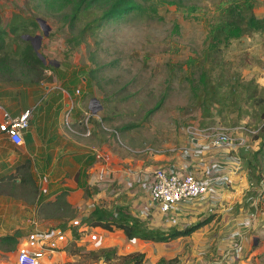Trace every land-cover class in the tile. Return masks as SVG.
Masks as SVG:
<instances>
[{
	"label": "rangeland",
	"instance_id": "374dc122",
	"mask_svg": "<svg viewBox=\"0 0 264 264\" xmlns=\"http://www.w3.org/2000/svg\"><path fill=\"white\" fill-rule=\"evenodd\" d=\"M243 1L133 0L140 11L111 21L94 34L87 32L79 43L80 30L103 12L106 1L92 6L71 25L69 9L53 14L39 0H0V29H7L12 14L45 22L47 30L28 26L26 32L42 37L38 53L55 69L44 71L41 80L31 83L37 75L17 65L19 55L12 54L21 52L18 36L23 30L0 43V56L8 55L13 67V74L0 73V106L10 116L18 113L19 106L31 109L29 130L47 125L51 131L60 129L56 144L30 141L26 147L8 143L0 133L6 145L0 151L10 158L8 166H14L0 177L16 179L1 184L3 201L8 200L1 203V212L7 206L17 216L26 215L27 220L18 223L23 236L35 228L47 232L51 240H57L59 251L77 254L68 264L96 263L104 249H115L116 256L142 253V264H209L220 255L221 240L251 211L252 225L245 230L239 227L245 243L234 264H264V183L258 179L264 175V144L255 138L264 122V32L231 41L216 62L203 59L210 29L225 21L229 5ZM252 13L264 19V0L253 1ZM204 74L209 84L217 85L216 94L209 97L204 95ZM59 88L73 90L76 98L66 96L63 117L57 121L59 110L53 112L47 104L56 92L61 93ZM91 99L98 101L101 110L91 116L86 137L79 121L89 112ZM156 105L158 109L148 114ZM70 106L73 111L66 122ZM188 126L224 129L233 139L242 140L243 146L231 154L237 172L215 208L195 203L190 206L192 212L183 214L190 215L187 219L152 214L147 210L144 180L154 170L180 161L188 144ZM45 152L50 153L48 158ZM89 152L95 154L96 162L86 177L76 156ZM17 161L30 163L32 184H21L26 176L14 174L12 163ZM251 166L257 168L250 172ZM76 177L83 189L75 185ZM95 208L126 212L146 228L161 231L183 229L207 217L212 221L190 237L153 244L128 241L118 231L83 227L82 215ZM13 259L3 262L15 263Z\"/></svg>",
	"mask_w": 264,
	"mask_h": 264
},
{
	"label": "trees",
	"instance_id": "16d2710c",
	"mask_svg": "<svg viewBox=\"0 0 264 264\" xmlns=\"http://www.w3.org/2000/svg\"><path fill=\"white\" fill-rule=\"evenodd\" d=\"M44 6L45 10L57 14L62 13L66 10H70L67 15L68 23L74 25L81 16L89 10L92 6L103 3L106 1V6L103 12L99 16L93 17L91 21L86 23L84 27L80 30L76 40L79 43L82 41L84 35L87 32L94 34L97 30L101 29L105 24L111 21L120 20L132 12L140 11L139 8L133 5V0H39ZM254 0H244L240 4H231L227 7V18L222 23L217 24L212 27L208 33L207 37V49L204 52L203 59L205 62H216L217 59L221 58L223 49L228 47L231 41L239 40L244 35L250 33H262L264 32V19H257L252 13ZM258 0H255V3ZM28 26L38 27L39 24L36 18H23L20 14H12L7 29H0V43H3L5 38L16 35L18 31H22V35H19V40L21 42V52L18 53L16 50L12 54H18L17 65L20 67L27 68L30 72L35 73L36 79L31 80V83H36L42 79V75L46 70L52 69L50 64H43V62L37 57L33 50L32 45L20 38L21 36H30L26 29ZM78 43V42H77ZM20 46V45H19ZM18 47V46H17ZM7 55L0 56V73L13 74V67L9 64ZM193 60H190L192 63ZM75 76V75H73ZM75 79V78H74ZM50 80V78H48ZM87 80V79H86ZM204 95L209 97L210 95L216 94L217 85L209 84L207 74L202 77ZM48 106V105H47ZM159 105L152 108L148 114H152L157 110ZM48 109L51 106L47 107ZM52 109V108H51ZM92 116V115H91ZM89 117V121L92 117ZM264 121V113H263ZM88 121V122H89ZM41 131V128H38ZM256 139H261V143L264 144V122L262 127L255 134ZM24 141L29 144L31 141L28 135L24 136ZM258 154V153H257ZM255 154V155H257ZM76 162L81 166L84 176H88L87 170L90 169L96 162L95 154L93 153H79L76 156ZM253 160L255 157L253 155ZM29 162L24 163L16 167L15 175L19 172L22 173L26 178L20 180V183H26L29 181L31 183V176L29 173ZM257 167H249V171H253ZM259 182L264 183V175L258 177ZM14 175L12 176H1L0 185L3 183H14ZM77 188L83 189V185L80 183L79 179L76 177ZM264 192V190H263ZM2 194V193H0ZM212 221V217H207L203 221H199L183 229H173L169 231H161L158 229H148L142 225V221L136 217L129 215L126 212H120L113 214L111 211H105L102 209L95 208L89 215L85 216L81 221V225L86 228H99L103 231L113 233L118 231L123 234V236L128 241H143L149 243H166L178 238L190 237L196 231L201 230L203 227L208 225ZM72 234L76 236L74 231ZM17 239L12 236L0 237V245L12 247L17 244ZM99 258L108 260H118L119 264H142L144 261V254L136 252L124 256H116L115 249H104L100 251Z\"/></svg>",
	"mask_w": 264,
	"mask_h": 264
},
{
	"label": "built area",
	"instance_id": "2783aa9c",
	"mask_svg": "<svg viewBox=\"0 0 264 264\" xmlns=\"http://www.w3.org/2000/svg\"><path fill=\"white\" fill-rule=\"evenodd\" d=\"M78 93V91H76ZM68 106V105H67ZM73 106L68 107L65 120L68 122ZM0 133L4 139L16 146H24V135L30 128L31 110H25L17 117H11L0 106ZM90 112L83 114L79 125L84 127L83 136H89L88 121ZM187 146L182 149L180 161L154 170L144 180L148 193L146 204L148 209L161 214L183 215L189 212L195 203L208 209L221 202L222 190L233 178L237 164L232 160V151L243 146L242 140L233 139L226 130L199 129L186 127ZM213 155L217 156L216 158ZM219 158V159H218ZM231 167V168H230ZM239 167V166H238ZM186 219L190 215L184 216ZM254 212L238 221L240 225L232 228L221 240L220 255L209 264H234L243 254L245 234L239 230L249 229ZM185 219V220H186ZM28 247L20 250L15 257V264H42V260L56 252L54 240L47 232L35 230L30 236ZM95 264H107L99 259Z\"/></svg>",
	"mask_w": 264,
	"mask_h": 264
},
{
	"label": "crops",
	"instance_id": "0c3cea01",
	"mask_svg": "<svg viewBox=\"0 0 264 264\" xmlns=\"http://www.w3.org/2000/svg\"><path fill=\"white\" fill-rule=\"evenodd\" d=\"M59 90L61 91V93L60 92H56V94L54 96L50 97V102H48V104H47L48 106H51V108H52L51 110L53 112L54 111L57 112V110H59V113H58L59 115L57 116V121H60L62 119V117H63L64 106L62 108V104L65 105L66 96L68 98H71V99H72L73 96H74V99L76 98L73 90H71V89L63 90V89L59 88ZM18 110H19L18 113L12 115L11 117H17L19 114H21L22 112L25 111V110H23L22 106H19ZM27 110H31V109H27ZM0 119H1V115H0ZM30 126L32 127V125H30ZM57 129L58 128L53 129L51 131V129H48V125H47V126H44L43 129H41V131L44 132V136L42 138L39 136L38 128H36V131L33 130V129L27 131L24 136L28 135L30 137L32 143H34V144L41 143V141H43L44 143L50 144V145L53 144V143L56 144L58 142V140H59V139H56V138H58V137H56ZM58 133H60V129H58ZM2 144L5 145V142H4V140H2L0 138V147H2ZM24 144L26 145V142ZM25 145H24V147H26ZM38 154H39V156H41L42 153H38ZM43 154H45V156L47 158L50 156L49 152H45ZM61 156L62 155H60L59 157H61ZM8 162H10V158L8 157L7 153H2L0 151V173L7 172L8 169L9 170L10 169H14V166H8ZM12 164L13 165L15 164V168L20 166L18 161L14 162ZM170 164H168V165H170ZM13 172H15V170H13ZM18 174H19V172H18ZM17 182H19V181H17ZM75 185H77V184H75ZM68 187L75 188L73 185H68ZM2 192L3 191H2L1 185H0V193H2ZM3 198H4V195L0 194V205H1L2 202L8 201V200L3 201ZM12 201H16V200H12ZM21 208H24V207L22 206ZM147 210L151 211L152 214L158 213V215H161V213H159V212H157L155 210H150L148 208H147ZM189 212H192V210L189 211ZM34 214H36V213L32 212V217H33ZM164 215L167 216V215H170V214H164ZM22 216H23V218H22ZM182 216H184V215H182ZM84 217H85V215H82L81 218L84 219ZM19 218H21L22 220H20ZM26 220H27V218H26L25 214L23 215V214L19 213V216H17L16 211L15 210H10L9 211L7 206H5L4 211L1 212V207H0V237L12 236V237L16 238L17 241H18L17 244L14 245L13 247H12V245H10V246L5 245L7 247H4V246L0 245V264H4L3 259L8 258V257L10 259H13V258L16 257L17 253L20 250L25 249V248L28 247V245H27L28 236H31L32 233H34V231L38 230V229L35 228L31 233H27L25 236H23L21 231H20L21 230V226H18V223L22 222V224H23L24 221H26ZM37 221H38V219H37ZM40 221L41 222H45V221H48V220L40 219ZM182 221H183V219H182ZM4 222L15 223L16 226L13 227V228H10V227L5 228V226H2L3 225L2 223H4ZM90 229H92V228H90ZM93 229H96V228H93ZM40 231H42V230H40ZM57 234H59V233H57ZM54 243H55V248L57 249L55 254L48 255L45 259L42 260V262H41L42 264H68V262H74L75 257L77 256L76 253H74V252L68 253L67 251H61V250L59 251L58 250V242H57V240L56 241L54 240ZM11 261L9 263H7V264H15V263H13ZM115 263L116 262L114 260H108L107 261V264H115ZM93 264H95V263H93Z\"/></svg>",
	"mask_w": 264,
	"mask_h": 264
},
{
	"label": "water",
	"instance_id": "95a60500",
	"mask_svg": "<svg viewBox=\"0 0 264 264\" xmlns=\"http://www.w3.org/2000/svg\"><path fill=\"white\" fill-rule=\"evenodd\" d=\"M37 22L43 31L48 29L45 26V22L43 20L37 19ZM22 38H23V40L31 43L33 50L36 53L37 57L43 62V64H46L44 57L40 53H38V48H39L40 40L42 39V37L41 36H23ZM35 43L37 45H35ZM88 110L92 116H95L97 114V112H99L101 110V106L99 105V103L96 99H91L89 101Z\"/></svg>",
	"mask_w": 264,
	"mask_h": 264
}]
</instances>
